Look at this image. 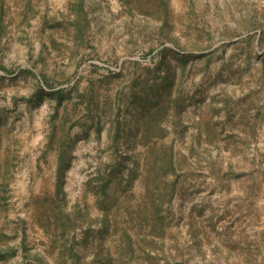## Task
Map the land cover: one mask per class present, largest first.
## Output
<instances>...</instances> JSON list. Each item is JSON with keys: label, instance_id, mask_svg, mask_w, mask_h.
Listing matches in <instances>:
<instances>
[{"label": "rangeland", "instance_id": "374dc122", "mask_svg": "<svg viewBox=\"0 0 264 264\" xmlns=\"http://www.w3.org/2000/svg\"><path fill=\"white\" fill-rule=\"evenodd\" d=\"M0 264H264V0H0Z\"/></svg>", "mask_w": 264, "mask_h": 264}, {"label": "trees", "instance_id": "16d2710c", "mask_svg": "<svg viewBox=\"0 0 264 264\" xmlns=\"http://www.w3.org/2000/svg\"><path fill=\"white\" fill-rule=\"evenodd\" d=\"M170 161V165H172V159L171 160H169ZM64 162H63V159H61L60 158V162H59V165H58V170H59V172L61 171V169H62V167H64L63 164Z\"/></svg>", "mask_w": 264, "mask_h": 264}]
</instances>
